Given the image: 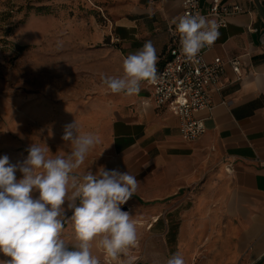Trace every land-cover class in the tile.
<instances>
[{
  "label": "crops",
  "instance_id": "0c3cea01",
  "mask_svg": "<svg viewBox=\"0 0 264 264\" xmlns=\"http://www.w3.org/2000/svg\"><path fill=\"white\" fill-rule=\"evenodd\" d=\"M87 1L108 22L98 35L107 44L96 78L122 75L123 58L146 41L155 46L161 71L174 37L170 21L183 14V0ZM259 1L264 8V0ZM223 2L249 13L229 19L206 60L238 58L244 78L237 82L231 65H225L224 89L213 93L214 110L198 115L207 127L200 140L182 139L179 119L154 106L147 81L132 96L112 94L102 83V107L88 114L90 121L97 122L94 133L101 143L95 148H102L101 166L128 171L139 181L136 195L126 203L129 214L134 221H153L150 230L154 237L164 238L166 261L178 252L185 264H264L260 263L264 258V21L254 0ZM92 41L84 39L82 44ZM203 161L207 164L202 172L216 168L205 187H215L216 193L192 200L173 197L197 180L196 165ZM146 199L153 201L148 205ZM65 209L70 218L72 211ZM62 238L69 247L76 243L70 221L65 222ZM92 251L101 264H113L95 242ZM153 256L150 262L131 264H166ZM7 259L0 253V260ZM113 261L126 264L129 259L121 256Z\"/></svg>",
  "mask_w": 264,
  "mask_h": 264
},
{
  "label": "clouds",
  "instance_id": "9594fccd",
  "mask_svg": "<svg viewBox=\"0 0 264 264\" xmlns=\"http://www.w3.org/2000/svg\"><path fill=\"white\" fill-rule=\"evenodd\" d=\"M188 3L184 0V6ZM170 30L179 36L186 62H197L201 50L219 36L217 21L198 13L172 18ZM157 63V50L146 41L123 58L122 75H102L101 81L112 94L137 95L142 82H157ZM62 140L69 145L66 154L52 155L48 146L32 143L22 162L12 164L7 155L0 157V253L10 258L0 264H101L92 251L94 242L112 260L128 256L138 245L136 222L121 205L136 195L139 181L118 168L101 166L94 174L89 167L81 172L101 138L81 133L76 120L65 125ZM17 171L22 178L17 179ZM66 221L75 234L72 247L62 238ZM166 264L185 260L177 252Z\"/></svg>",
  "mask_w": 264,
  "mask_h": 264
},
{
  "label": "rangeland",
  "instance_id": "374dc122",
  "mask_svg": "<svg viewBox=\"0 0 264 264\" xmlns=\"http://www.w3.org/2000/svg\"><path fill=\"white\" fill-rule=\"evenodd\" d=\"M87 3L0 0V157L7 155L12 164L26 159L32 143L48 146L52 155L66 154L70 149L62 140L64 128L75 120L81 133L97 131V122L90 121L88 114L102 107V81L94 74L103 68L107 43L98 35L108 22L100 9ZM88 38L92 43L82 44ZM101 150L94 147L89 152L81 172L89 167L94 174L98 171ZM206 164L198 162L197 180L173 197L192 200L203 193L214 195L215 187H205L216 168L202 172ZM16 177L22 174L17 171ZM146 200L148 205L153 201ZM121 209L131 211L126 203ZM135 222L138 245L123 257L131 263L150 262L156 255L157 262H165L166 243L153 236V221Z\"/></svg>",
  "mask_w": 264,
  "mask_h": 264
},
{
  "label": "built area",
  "instance_id": "2783aa9c",
  "mask_svg": "<svg viewBox=\"0 0 264 264\" xmlns=\"http://www.w3.org/2000/svg\"><path fill=\"white\" fill-rule=\"evenodd\" d=\"M203 1L189 0L187 6H184L183 0V14L198 13L215 19L219 35L228 27L232 16L249 13L242 6L230 5L223 0H212L208 4H204ZM216 41L201 50L197 62H186L180 51L179 36H174L168 47V61L158 73L157 82L150 83L151 102L158 110L167 109L179 119L181 137L188 143L197 142L207 132L206 120L200 119L198 115L214 110L213 93H220L224 89L225 65H231L237 82L244 78L242 63L238 58L228 62L220 58L212 63L206 60V55Z\"/></svg>",
  "mask_w": 264,
  "mask_h": 264
},
{
  "label": "water",
  "instance_id": "95a60500",
  "mask_svg": "<svg viewBox=\"0 0 264 264\" xmlns=\"http://www.w3.org/2000/svg\"><path fill=\"white\" fill-rule=\"evenodd\" d=\"M254 1H255V5L259 11L260 16H261L262 20L264 21V8L261 5L259 0H254ZM263 261H264V258L260 261V263H262Z\"/></svg>",
  "mask_w": 264,
  "mask_h": 264
},
{
  "label": "bare ground",
  "instance_id": "6f19581e",
  "mask_svg": "<svg viewBox=\"0 0 264 264\" xmlns=\"http://www.w3.org/2000/svg\"><path fill=\"white\" fill-rule=\"evenodd\" d=\"M141 225V224H140Z\"/></svg>",
  "mask_w": 264,
  "mask_h": 264
}]
</instances>
